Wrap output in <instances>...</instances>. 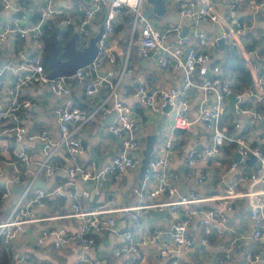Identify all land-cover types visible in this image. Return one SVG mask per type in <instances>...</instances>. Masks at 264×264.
Segmentation results:
<instances>
[{"label":"built area","instance_id":"built-area-1","mask_svg":"<svg viewBox=\"0 0 264 264\" xmlns=\"http://www.w3.org/2000/svg\"><path fill=\"white\" fill-rule=\"evenodd\" d=\"M147 1L91 0L92 7L77 5L72 13H68L62 7L53 6L51 0H46L37 9L36 23L27 27L22 25L19 15H28V9L23 6L12 7L9 0H0L3 8L12 7L15 13L0 28V44L13 37L26 38L28 35L34 42H38L46 32L54 30V20L58 25L69 26L75 22L77 15L80 36L89 37L91 36L89 25L94 12L105 9L103 33L97 41L96 55L90 63L78 68L72 76L49 78L48 72L44 70L41 51L28 54L20 50L19 62L10 81L5 79L4 70L0 67V92L4 97L3 106L0 107V121H12L13 126L10 129L14 132L12 155L16 160L10 162L14 172L11 182L14 185L25 184L24 189L17 193L10 211L0 219V241L4 246H10L30 225H37L32 241L34 247H42L45 240L51 238L53 247L63 250L70 240H77L83 253L73 264H102L100 259H90L87 252L94 245L97 234L114 226L115 214L130 223H139L143 213L166 209L169 215L179 214V219L168 231L171 242L159 248L158 258L167 261L168 264H184L180 259L182 254L197 243L192 235L187 234V229L195 224L201 232L198 243L202 247H208L211 236L219 237L225 231H233L228 225L227 214L232 210L233 203L240 199H245L248 203L251 238L264 243V52H249L241 42L246 30L245 23L238 16L241 0H226L224 5L218 0L179 1L176 12L179 17L193 18L194 38L189 35L178 36L177 40L169 45L164 43L170 32H180L181 25L176 24L165 30L155 28L152 15L143 14L146 8L150 7V4L144 6V2ZM250 9L252 15H258L264 9V1L251 0ZM125 16L131 18V32L132 35L137 33V43L142 53L151 55L161 50L162 53L157 57L158 66L163 69L171 68L181 74L178 87L147 89L140 80L133 92H129L125 87L121 88L122 78L132 73L127 59L122 63L118 75L112 69L106 73L100 72L105 63H116L115 53L108 44V39L114 33V24ZM209 22L216 24L218 29V34L210 41L203 30V25ZM220 40L223 45L233 41L241 52L252 77V90L241 91L235 88L233 86L235 74L227 72L217 75L214 69H211L210 74L202 80L195 82L194 74L211 60V50L206 49L207 45L215 50ZM262 41L264 42V36ZM187 48L188 52L185 53ZM251 57H256L260 63L259 67ZM70 79H74L83 87L87 100L102 89L107 90L108 95L90 113H84L79 106L69 103L55 107L53 116L61 134L57 140L52 138L46 129L29 131L21 124L22 113L31 107V102L20 95L22 88L43 84L55 96L70 97L71 88L68 83ZM193 88L200 92L194 118L190 117L188 112L189 92ZM228 95L236 99L232 111L236 118L230 123L222 122L224 114L228 112L226 104ZM125 98L130 99L132 103H125L123 101ZM244 99H250L255 105L239 106ZM165 103L175 109L173 133L165 138L162 154L149 162L141 186L132 189L139 202L133 206L122 205L114 197H109L102 203H93L101 195L102 183L121 180L128 170L139 168L140 159L131 155L141 147V140L136 136L139 130L138 119L135 116L136 108L157 112ZM113 111L114 119L107 126V130L121 142L110 163L99 167L93 158L82 160L84 148L77 136L80 128L89 120L104 118ZM241 117L246 118L245 128H257L260 125L256 135L258 142L253 143L244 134ZM196 122L211 131V140L200 148L193 147L186 152L184 164L193 175L195 187L186 195H178L175 182L177 174L172 168L171 156L176 149V137L182 132H189ZM27 141H36L43 145L42 157L35 170H29L27 167L30 163L25 143ZM226 146L234 149L239 155V160L227 163L220 180L223 183L221 192L206 196L199 194L197 187L200 188L208 181L212 159ZM61 147L64 148L70 162L67 180L57 183L51 189H32L41 173L50 176L55 172L56 167L50 163V159ZM4 152L5 146L0 138V155ZM250 156L255 158V162L250 175L247 176L246 173V188L236 190L225 178L230 177L229 175L241 166L245 167ZM89 183L92 186H89ZM10 193V188L5 187L1 199H6ZM65 198L70 200V204L68 211L64 213L50 211L45 214L35 211L45 209L54 201ZM66 219L79 221L72 235H68L62 227L54 226V223ZM163 234L158 227L141 231L136 237L125 233L124 242L114 251V255L116 257L130 255L135 259V264H141L144 247L157 245ZM235 239L232 240V244ZM230 252L231 248L225 250L215 264H228ZM30 258V252L14 250L8 264H25ZM239 264H264V252L247 251Z\"/></svg>","mask_w":264,"mask_h":264},{"label":"crops","instance_id":"crops-1","mask_svg":"<svg viewBox=\"0 0 264 264\" xmlns=\"http://www.w3.org/2000/svg\"><path fill=\"white\" fill-rule=\"evenodd\" d=\"M11 6H23L28 9L29 14L20 17L23 26H33L37 21V9L46 0H9ZM181 0H164L166 13L163 16L152 15L153 26L159 30L171 29L176 24L181 25V30L185 28L187 35L194 38L195 24L191 17H179L176 12L178 2ZM222 5L226 0H218ZM251 0H241L238 10L239 18L245 23L246 30L241 37V42L246 46L254 43L252 51L258 53L261 52V45L258 41L263 39L264 36V9L260 11L258 15H252L250 9ZM53 6H59L65 9L66 12L72 13L74 7L81 5L83 7H92L91 0H51ZM147 7L150 4L148 1L144 2ZM151 6V4H150ZM12 7L5 9L0 2V28L2 24L9 20L15 13ZM149 7V6H148ZM105 15V9L95 11L91 24L89 25L90 35H94L99 27L102 25V21ZM124 19L121 18L114 24V33L110 35L108 44L112 47L116 63H105L101 69V73H106L109 69H112L116 75H118L122 63L127 59L128 66L132 69L130 75L124 76L121 80V88L125 87L129 92H133L138 82L142 80L147 89H169L172 87H178L181 81V74L178 71H174L171 68H160L157 64V57L161 50L151 55H144L140 46L137 43V33L132 35L131 27L132 22L129 21L128 16ZM58 22L54 20V27H59L60 31L65 28L63 25H58ZM75 31H79V16L75 17V22L71 24ZM180 30V32H181ZM208 41L214 38L218 34L217 25L214 23H206L203 25ZM74 31V32H75ZM180 32L171 31L169 37L166 39L164 45H169L171 42L177 40ZM51 32L45 33L38 42H34L30 35L26 38L13 37L9 41L0 44V67L4 70V77L7 81L12 80L15 74V68L18 65V52L23 50L28 54L41 51L44 54V36H47ZM60 34V33H59ZM263 42V41H262ZM234 42H228L223 45L222 49H210L207 45L206 49L211 50V60L203 68L199 69L193 76L195 82H199L206 75H209L211 69H214L215 74L222 75L225 70L222 67V61L224 59L226 49L232 48ZM239 53H241L239 51ZM242 56V55H241ZM243 58V57H242ZM244 59V58H243ZM254 61L256 57H251ZM257 60V59H256ZM258 61V60H257ZM48 72V71H47ZM71 88V96H55L43 84H34L21 89L20 95L22 98L28 99L31 102V107L24 115L21 124L27 127L29 131H39L40 129H46L49 135L55 140L60 138V131L58 124L53 116V109L62 104L69 103L71 105L79 106L76 103V99L81 102L79 106L84 113H90L99 103H101L108 95V91L105 89L100 90L91 99L87 100L83 93V87L76 83L74 79L68 81ZM200 92L198 89L193 88L189 92L188 97V112L190 117H196L198 100ZM3 95L0 92V107L3 106ZM125 103H132L128 98L123 99ZM255 105L254 102H251ZM228 112L223 116L222 122L230 123L236 117L230 110L228 101L226 102ZM248 106V107H249ZM175 114V109H171L169 112H163L162 109L157 112H152L144 108H136L135 116L139 120V130L136 133L137 138L141 140V147L145 144V136L147 134L154 133L158 127H161L160 134L155 144V150L152 154V159L162 154V144L168 136L173 133L172 124ZM113 115H107L104 118H94L89 120L83 125L79 132L78 138L85 142L83 145L84 152L81 155V159L87 161L93 158L97 161L98 166H104L110 163L112 155L115 153L119 145V139L115 138L107 130V126L113 121ZM240 121L244 126V134L250 139V141L258 142L256 140L257 128H245L246 118L241 117ZM161 125V126H160ZM13 126L12 121L2 120L0 121V138L1 142L5 146V152L0 155V177L4 175L3 169L9 170L12 174L13 170L10 167V162L16 160L12 155V148L14 147V132L10 129ZM211 131L206 129L201 123H194L192 129L189 132L180 133L179 137H176V149L171 156V165L175 170L177 177L175 179L177 185L178 195H186L194 185V178L190 170L185 166L184 159L186 152L193 148H200L204 144L209 143L211 140ZM27 145V154L30 158L28 164L29 170L37 169V164L42 157V146L38 142H25ZM141 147L136 149L131 155L140 159ZM235 151L232 147H224L218 156H215L211 162V169L209 172V178L205 185L200 188L197 187L199 194L206 196L211 194L220 193L223 188V183L220 182L221 177L224 175L223 164L229 161H234ZM50 163L56 167V170L50 176H45L43 173L39 176V180L42 181L47 189L53 188L57 183L64 182L68 178L67 168L70 165L68 156L65 153L63 147L57 149L52 155ZM248 165L241 166L238 170L239 173H243L238 177L225 178L227 182H238L240 188H246V173ZM139 168L128 170L125 176L121 180H110L100 185L101 195L92 201L93 203H102L109 197H114L122 205H136L139 202V198L132 192L133 187L141 186V182L138 178ZM54 177L52 183H49L50 178ZM8 181V180H7ZM20 184V183H19ZM17 184V185H19ZM14 185V184H12ZM92 186L91 183L88 184ZM1 186V184H0ZM146 186V185H144ZM3 189L5 186H1ZM7 187V186H6ZM239 188V189H240ZM11 191V190H10ZM17 193L11 191L10 195L6 199H2L0 203V219L3 218L10 211L13 203L16 200ZM70 200L68 198L58 199L51 203L49 207L41 210H35L37 213H49L53 211L55 213H64L68 211ZM228 225L233 229V232H223L221 236L210 237V244L208 247H202L198 243L200 238V229L192 224L187 229V234L192 235L197 243L188 251L184 252L181 256V261L184 264H215L218 257L222 253L231 248L230 259L228 264H239L243 259L244 253L247 251L252 252H264V243L256 242L251 238V223L248 216V203L245 199L236 200L233 203L232 210L227 214ZM114 226L109 230L95 236V243L87 252L90 259H100L102 264H135V259L130 255H124L116 257L114 251L124 242V234L130 233L136 237L141 231H149L154 227L160 228L164 234L158 240L157 245L144 247V257L141 264H168L167 261H162L158 258V250L160 247L169 244L171 242L170 231L171 226L179 219V214L162 216L155 220L153 216L148 212L143 213L139 223H130L123 220L120 215L115 214ZM79 225V221L75 219H66L54 223L55 227H62L66 233L73 234ZM37 229V225H30L26 231L21 232L18 237L10 245L11 251L24 250L30 252L31 258L25 264H73L76 258L83 253L82 248L77 240H70L66 248L63 250H57L53 247L51 238L45 240L44 245L40 248L34 247L32 244L34 232ZM215 234V233H213ZM235 234V236H234ZM237 238V239H235ZM236 241L232 244V240ZM232 246V247H231Z\"/></svg>","mask_w":264,"mask_h":264},{"label":"water","instance_id":"water-1","mask_svg":"<svg viewBox=\"0 0 264 264\" xmlns=\"http://www.w3.org/2000/svg\"><path fill=\"white\" fill-rule=\"evenodd\" d=\"M148 1L151 4V6L147 7L146 10L144 11L143 14L145 16H150L154 14L157 16H163L166 13L164 0H148ZM19 16L21 17V15ZM59 33H60V28L55 27L54 30L48 35L47 38L49 42V47L48 50L43 54V64H45L48 69L49 78H55L59 76L70 77L75 73V71L78 68L83 67L86 64L90 63L96 55L97 41L100 39L103 33V25L99 27L98 31L94 35L88 38L85 44L80 46H79V42L81 40V36L78 31H75L71 35V37L64 42L62 46V50L60 52L58 50ZM186 35H187V31L184 28L181 30L179 36L182 37ZM222 48H223V43L222 40H220L218 49H222ZM232 48L236 53H238L241 56V53H239L236 45H233ZM187 52H188V48L185 49V53ZM159 55L160 53L156 55V57ZM254 62L259 67L260 65L259 61L254 59ZM227 99H228L229 108L231 111H233V107L236 99L232 95H228ZM76 103L79 106L81 105V102L78 99H76ZM172 108H173L172 105L167 103H165L161 107L163 112H169ZM110 115L114 116L115 112L113 111ZM139 124L140 122L138 120V125ZM160 131H161V127H158L154 133L147 134L145 136V144L143 147H141V157H140L139 175H138V178L141 183L144 180L146 169L148 168L149 162L152 159V154L155 150V144L160 134ZM119 142H121L120 139ZM82 143L83 145L85 144L84 141H82ZM238 160H239V155L236 154L234 161H238ZM254 162H255V158L253 156H250V158L247 159L246 161V164L248 165L247 176L250 175L251 167L253 166ZM24 187H25L24 183H21L19 185H11L10 190L13 193L21 192L24 189ZM37 188L47 190L44 183L39 179H37L32 186V189H37ZM148 214H150L151 216H153L155 220H157L162 216H167V211L166 209L149 210Z\"/></svg>","mask_w":264,"mask_h":264},{"label":"trees","instance_id":"trees-1","mask_svg":"<svg viewBox=\"0 0 264 264\" xmlns=\"http://www.w3.org/2000/svg\"><path fill=\"white\" fill-rule=\"evenodd\" d=\"M264 1V0H257ZM126 17H124L125 19ZM129 21H131V18H129ZM75 28H73L71 25L65 26V28H62L59 34V42H58V50L59 52L62 50V46L66 40H68L71 35L74 33ZM47 33V32H46ZM49 33V32H48ZM44 39V53L48 50L49 42L47 36L43 37ZM261 45V52H264V42H262L261 39L258 40ZM254 43H251L247 46V51L253 52ZM226 53L224 56V59L222 61V67L225 70V72H229L230 74H235L234 79V87L238 88L241 91L244 90H252V77L248 70V68L245 65V61L238 53H236L233 48H227ZM44 70L48 71L45 64ZM259 72V71H258ZM252 101L250 99H244L242 102L239 103V106L241 107H248L251 105ZM260 109L259 107H257ZM3 187L0 186V203L2 201L1 194L3 192ZM12 251L10 249V246H4L3 243L0 241V264H8L10 255Z\"/></svg>","mask_w":264,"mask_h":264},{"label":"rangeland","instance_id":"rangeland-1","mask_svg":"<svg viewBox=\"0 0 264 264\" xmlns=\"http://www.w3.org/2000/svg\"><path fill=\"white\" fill-rule=\"evenodd\" d=\"M144 6H145V4H144ZM76 29L78 28V27H75ZM90 37V36H89ZM89 37H81V40H80V42H79V46L80 45H83L85 42H87V40H88V38ZM223 168H224V172H225V170H226V164L224 163L223 165ZM3 173H4V175L3 176H1L0 177V184H1V186H7V187H11V185H12V182H11V180H12V178H13V175H14V172L11 174L10 172H9V170L8 169H6V167H4V169H3ZM243 173H239L238 171H235L234 173H232L231 175H229L230 176V178H233V177H238L239 175H242ZM8 180V181H7ZM53 180H54V177L52 176L51 178H50V181H49V183H52L53 182ZM229 184H231V185H233L234 186V188L236 189V190H238L239 188H240V185L238 184V182H229ZM240 190H245V188L243 187V188H240ZM233 232V231H232ZM234 236H235V234H234Z\"/></svg>","mask_w":264,"mask_h":264}]
</instances>
